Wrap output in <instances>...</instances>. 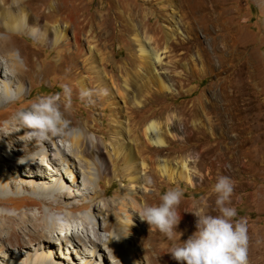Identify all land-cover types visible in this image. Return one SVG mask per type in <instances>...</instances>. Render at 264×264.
Listing matches in <instances>:
<instances>
[{
	"label": "bare ground",
	"instance_id": "1",
	"mask_svg": "<svg viewBox=\"0 0 264 264\" xmlns=\"http://www.w3.org/2000/svg\"><path fill=\"white\" fill-rule=\"evenodd\" d=\"M46 1L0 0V34H3L0 36V105L11 102L10 92L16 85L17 94L26 89V80L30 75L36 74L34 66L43 58V50L47 49L54 55L51 64L56 69H52L51 73L60 74L64 78H76L72 98H79L81 89H107V96L94 97L97 102L93 106L103 112L110 110L115 121L110 119L104 123L107 129L103 131V127H99L93 118L94 110L86 108L84 128L72 131L76 120L68 118L64 113L69 121V134L50 137L43 142L46 151H39V145L35 141H27L24 138L22 134L28 129L24 128L18 118L0 125V173L6 174V182H0V194L11 193V189L12 192L14 189H24L45 197L28 208L35 207V213L19 212L9 217L7 211L1 208L6 199L0 196V249L3 250L4 243L10 249H19L13 257V262L7 264H78V260L85 261L79 264H89L90 261L87 260L95 258L97 261L94 253H102L100 247L108 244L113 254L110 264H131L128 259H135V246L145 243L155 245V239L150 237L149 231L154 235H159L160 232L150 230V226L144 222L146 231L137 238L136 231L134 230V233L130 225H116L111 219L113 212L110 211L102 219L103 226L97 221L99 216L94 214V210L87 218H80V221L73 216H67L63 212L66 208L69 212L77 210V207L68 202L78 195L74 188L75 182H78L77 178L87 180L86 190L94 183L93 176L96 173L101 177L118 173L122 175L123 181L128 175V182L134 185L140 179L137 174L138 168L141 167L149 173H158L162 179L172 182L185 181L193 186V174L189 169L191 157L180 162L175 161V168L168 166L165 160L141 159L144 155L161 154L166 142L160 125L165 116L161 112L158 116L159 122L137 118L140 104L135 102V98L149 89L148 85L143 84L136 90L135 76L142 60L133 54L134 45L131 41L127 45L131 53L126 58H116L113 45L109 44L110 31L113 28L103 14L104 7L99 6L89 12L88 6L91 3L87 0H51L46 12L39 11L40 7L36 9ZM118 1L114 0V6H119ZM163 3L165 6L162 8V14L158 16L154 26L145 27L146 31L159 34L156 44L162 46L170 41L168 39H172L178 27L183 25L186 36L179 43L180 53L176 64L183 66V62H189L192 54L196 53L197 62L214 69L216 85L219 86L217 95L209 107L204 110L202 106L197 111L196 115L199 117H204L211 111L214 122L208 118L212 126L210 137H205L200 126L192 128L190 134L195 138L196 151L200 158H210L209 164L212 167L223 164L226 176L235 184L232 204L240 195L252 205L251 202L264 197V178H255L258 173L254 171L264 174V90L261 74L254 69L252 60L247 57L245 60L241 59L239 50L244 47L238 43V24L237 18L232 16V4L230 0H163ZM28 4L32 6L31 11ZM170 7L179 10L180 14L173 16L175 21H172L173 29L169 35L164 33V26L161 24L170 23V16L166 13ZM32 10H36L34 15ZM134 12L135 9L131 8L125 15L123 12L115 13V20L120 21L117 37L123 34L129 37L140 29L134 24ZM199 34L204 36V40L200 39ZM12 36L33 38L39 49L25 52L15 42H10ZM152 38L154 40V37ZM135 41L139 43L141 58L155 71L154 61L160 62V56L154 49V52L146 50L136 37ZM108 45L109 51L105 52L104 48ZM194 68L195 66L190 70L191 73ZM243 70L246 71V80L253 86L251 99L242 91L246 81L241 78ZM43 74L46 76L50 72ZM79 108L82 109L83 106ZM144 126L146 128L142 131ZM90 132L101 134V139H94ZM120 134L131 138L126 142L136 148V151L129 154V161L121 157L122 153H111L108 150L110 146L114 147V143L110 142L111 135H116L117 138ZM172 136L175 137L174 134ZM2 140L6 141L8 148L5 154L2 153ZM50 145L54 146V149L50 148ZM105 150L109 153V158L105 156ZM61 164L70 168L74 165L77 173H81L72 178L73 186L70 188L64 186V175L68 176L69 170L62 171ZM25 165L29 174L21 173ZM17 168H20V171ZM258 184H261L262 190L257 189ZM91 189L94 194L98 193L95 187ZM248 189L253 191L247 192ZM89 193H84L83 196L88 197ZM105 193L103 190L102 194ZM96 198H100V195L89 198L93 208L98 205ZM143 203L134 201L133 196H125L115 207L127 216L129 211L138 213L145 205V202ZM105 207L107 208V205ZM97 209L101 212V205L97 206ZM131 218L132 216L128 215L129 223ZM16 225H19V231ZM111 226H115L114 232L105 239L101 231H109ZM5 229H9L7 235H4ZM127 237H133L135 240L127 243L126 247L121 240ZM86 243L91 244L89 247L93 251L84 248ZM251 243H255V247L262 252L260 258L255 260L263 264L264 232L258 231L255 240L249 237V254L252 252ZM28 249H31V252L27 253ZM1 250L0 258L3 257ZM100 258L103 261L101 264H104L106 256L100 254L98 259ZM134 264L140 262L135 259Z\"/></svg>",
	"mask_w": 264,
	"mask_h": 264
},
{
	"label": "rangeland",
	"instance_id": "2",
	"mask_svg": "<svg viewBox=\"0 0 264 264\" xmlns=\"http://www.w3.org/2000/svg\"><path fill=\"white\" fill-rule=\"evenodd\" d=\"M87 1L88 3H91V5L88 6L89 12L96 10L99 6L104 7L105 12L103 14L109 19L110 26L113 28V30L110 31L111 37L109 39V44L113 45L116 58H126L127 55L131 53L127 48L128 43L131 41L134 45L132 50L133 54L142 60L141 67H138L136 71V90L143 84L148 85L149 89L144 90V92L138 94L135 98V102L140 104L137 118L150 122L153 120L157 121L161 112L165 116L160 125L166 142L162 148L161 154L155 156L153 154L144 155L141 159L147 158L150 160L151 158H156L158 160H165L168 162V166L175 168V161L180 162L181 160H185L187 158L189 159L191 157L192 162L189 163V169L193 174L194 185L191 186L185 181L183 182L180 180L172 182L167 179H162L158 173L153 174V171L149 173L148 170L141 167L138 168L137 174L140 179L134 185L128 182V175L126 180L123 181L124 179L121 178L122 175L118 173L105 174L102 177L98 176L96 173L93 176L94 183L89 185L88 190L85 189V183L87 180L85 179L82 181L81 178H77L78 182H75L74 188L78 195L76 198L68 201L70 204L77 207V210L69 212L66 208L63 212L67 216H73L76 220L80 221V218H87V216H90L94 210V214L99 216L97 221H99L102 226L104 225L102 220L104 216L108 213V211L113 212L111 219L116 222V225L119 223L130 225L133 228V232L135 233L136 231L135 235L137 234L136 236L138 238L141 236L140 234L142 232L146 231L144 221L140 220L137 212L129 211L130 214L128 215L132 216L129 223L128 215L126 216L124 212L118 210L115 205L121 199L125 198V196L126 198L133 196L134 201H137L140 204L143 202L147 205L159 204L161 202L160 196L165 191L170 188L178 187L183 190L184 196L177 209L182 217V220L176 227L177 232L174 239L169 240L162 233L154 235L151 231H149L150 237L155 239V245L145 243L144 245L139 246L136 243L137 245L135 246V259L139 261L140 264H178V262L170 255V249L174 244H180L183 241H186L197 230V217L195 213H208L212 215L218 214L215 205L216 194L213 192V186L219 177L226 176L223 164H220L219 166L214 165L212 167L209 164L210 158L207 160H205V156L200 158V155L196 151L197 144L195 138L193 137V134H190L193 127L200 126L204 131L205 137L212 136L211 121H208V118H211L212 122H214L211 111L209 112L207 109L209 113L204 117L203 115L199 117L196 114L198 109L202 108V106H204V110L209 107L208 105L213 102V99L217 95L219 86L216 85L215 71L207 64L197 62L198 56L196 53L192 54L189 62L184 61L183 66H178L176 64L180 53L179 43L186 36L183 25L180 26V28L178 27L174 37L172 39L169 38L168 40L170 41L166 42L162 46H157L156 44V39L159 34L154 31H146L145 27L155 24L158 20V16L162 14V8L165 6L163 0H119L118 7L114 6V0ZM50 2L51 0H47L46 3H42L36 9L40 7L39 11L46 12ZM230 3L232 4L231 7L234 9L232 16L237 18V31L240 38L238 43L244 47V49L239 50L241 53V59L243 60L244 58L245 60L247 57L252 60L254 69L261 74L260 78L262 81V88L264 90V0H230ZM131 8L135 9V17L133 19L134 24L139 26L140 29L129 37L125 36L123 33L121 37H117L116 34L119 33L118 31L120 30V21L115 20V13L123 12L125 15L128 13V9ZM28 9L30 11L32 9L30 4H28ZM35 13L36 10H32V15ZM166 13L170 16L171 21L168 24L166 22H162L161 25L164 26V33H168L170 35L171 30L173 29L172 21H175V17L173 16H177L180 12L176 8L170 7ZM199 35L200 39L204 40V36L202 34ZM0 36L2 37L3 34H0ZM135 37L141 42L146 50L153 51L152 49H154L160 56V62L157 60L154 61L155 71H152L148 63L141 58L138 46L139 43H136ZM152 37H154V40ZM9 40L10 42H15L22 49H24L25 52L39 49L33 38L28 36H12ZM108 48H110L109 45L104 48L105 52L109 51ZM43 52V58L40 59L34 66L36 74L30 75L26 80V89H24L20 94H17L18 85H16L10 92L12 97L11 102L0 105V125L16 120L19 112L28 110L31 104L36 101L38 97L42 96L60 93L61 110L63 111V90L60 87L62 83L69 84L74 93L77 81L76 78H64L60 74L51 73L52 69L53 71L56 69L51 64V60L54 55L50 54L47 49L43 50ZM193 66H195V70L191 73L190 70ZM47 71H49L50 74L45 76L43 72ZM245 72L246 71L243 70L241 75V78L244 80H246ZM242 91L248 99L253 97V86L249 84L248 80L244 82ZM79 106H83V108L80 109ZM86 108H92V110H94L93 118L96 119L99 127H103V131L107 129L104 123H107L110 119L115 121L112 117V113H110V110H105V112H103L98 107L88 105L86 101H81L79 98H72V107L65 113L68 118H74L76 120V126L74 127V130L76 131H80L84 128V123L86 122L87 117L85 111ZM123 119L126 120L125 117ZM145 128L146 126L142 128V131ZM187 129H189V131H187ZM173 134L175 137L172 136ZM22 135L24 136V133ZM90 135L94 136V139L98 140H100L102 136L101 134L93 132H90ZM110 139V142L112 141L114 143V147L110 146V148L108 147V150L111 153H122L121 157L129 161V154L136 151V148L126 142L128 138L120 134L117 138L116 135H111ZM59 140L60 138H58V141ZM130 140L131 138L128 139V141ZM212 141L214 142V140ZM1 142L3 146L2 153L5 154L8 149L7 144L4 140ZM38 145L39 151H46L44 144ZM50 148L54 149V146L50 145ZM94 155L95 157L97 156V154ZM105 156L109 158L107 150H105ZM138 160H140V158ZM171 162L173 163L171 164ZM26 167L27 166L25 165L24 169L21 170V173L29 174L25 169ZM74 167V165L72 168L67 167L66 165H60L62 171L65 172L66 169L69 170L70 174L68 176L64 175L66 178L64 186L68 188L73 186L74 179L72 178L77 176V174L81 175V173H77V170H75ZM20 168L17 169L20 171ZM254 171L258 173L255 178H264V174H260L257 170ZM94 172L95 171L93 170L92 173ZM5 179V172L0 173V182L3 181V183H5ZM149 181H151V183H149ZM91 187H95L98 193L94 194ZM257 189H261V184H258ZM103 190L106 191L105 194H102ZM10 191L11 193L0 194L2 198L6 199L4 200V205L1 208L7 211L9 217L15 216L19 212L24 214L35 213V207L32 209L28 208H30L32 204L40 202V199L45 198L24 189H14V192H12L13 190L11 189ZM87 191L90 192L89 196H83L84 193H88ZM119 191L122 193H119ZM252 191L253 190L251 189L247 190V192ZM130 194L132 195L130 196ZM97 195H100V198H96V202L98 204L97 206L101 205V212L97 209V206L93 208V203L89 199L90 197H96ZM106 202H108V204ZM105 203L107 208L105 207ZM251 204L252 205L248 204L245 199L241 198L239 195L236 202L232 204V206L237 209V218L244 217L248 220L249 231H251V235L249 237L255 240V238H257L258 231L261 230L264 232V197L262 196L258 198L256 201L251 202ZM115 226H111L109 231H101L105 236V239H107L106 237L114 232ZM15 227L19 231V225H16ZM6 233H9V229H5L4 235ZM133 239V237H127L122 239L121 242L126 244L127 247V243H132ZM86 244L87 245H85L86 247L84 248L93 251L89 247L91 244ZM251 245L252 252L249 254L250 264H259L256 262L255 258L259 259L262 252L255 247V243H251ZM108 246V244H105L100 247V252H102L100 254L106 256L104 264H110V257H113V254ZM2 249L3 250H0L2 251L3 257L0 258V264L13 262L15 253L19 251V249L17 250L16 248L10 249L6 243H4ZM20 250L25 251L26 249ZM26 252H31V249H28ZM94 254L97 257V261H95V258H90L91 260H87L90 261L89 264H101L103 261H101L102 258L98 259L100 255L99 252ZM21 256L23 257V254ZM135 259L132 257L128 260H130L131 264H134ZM83 262L85 261L78 260V264Z\"/></svg>",
	"mask_w": 264,
	"mask_h": 264
},
{
	"label": "clouds",
	"instance_id": "3",
	"mask_svg": "<svg viewBox=\"0 0 264 264\" xmlns=\"http://www.w3.org/2000/svg\"><path fill=\"white\" fill-rule=\"evenodd\" d=\"M60 87L63 90V111L61 94L57 93L38 97L28 110L17 114L24 128L28 129L24 133L28 141L42 144L50 137L69 134V121L64 113L72 107L73 89L67 83H62ZM107 95L108 91L104 88L81 89L79 99L93 105L96 103L94 97ZM234 188L231 178H218L213 186L218 214L195 213L197 230L186 241L174 244L169 251L178 264H250L248 220L237 218V209L232 206ZM183 196L182 189L170 188L160 196L159 204L143 205L138 216L141 221L147 222L150 230H158L173 240L181 219L177 209Z\"/></svg>",
	"mask_w": 264,
	"mask_h": 264
}]
</instances>
